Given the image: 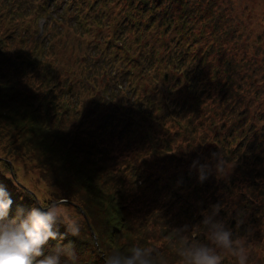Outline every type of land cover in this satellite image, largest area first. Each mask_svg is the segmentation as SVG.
Instances as JSON below:
<instances>
[{
    "label": "rangeland",
    "instance_id": "obj_1",
    "mask_svg": "<svg viewBox=\"0 0 264 264\" xmlns=\"http://www.w3.org/2000/svg\"><path fill=\"white\" fill-rule=\"evenodd\" d=\"M68 1L5 0L8 4L10 3V7L7 11H3L4 0H0V59L3 61L2 67L6 70L11 69L12 61L17 59V65L12 68L16 70L14 79L21 80L19 81L21 98L24 99L0 104V146L9 149L11 153V155H8L4 149H0V169L5 171V167L2 166L4 159L15 157L12 166L16 176L28 186L31 192L37 195L41 202L47 204L55 199V194L50 191L51 187L57 189L60 195L67 198L71 211L81 219V229L84 230L82 231L88 233L86 239H89V242L93 241L105 264V252L108 254L113 249L122 248L123 245L129 242V239L131 243H136V236H140V234H136L139 231V224L143 231L141 233L142 237L146 238L150 244L163 245L168 243L170 245L169 240L173 228H178L182 224L178 219L172 220L171 212H165V205L171 197L165 194V199H163V196L159 193H164V191L160 187H162L163 180L168 174L174 175V172L179 174L185 170L186 179L180 186L184 191L191 190L195 182L197 183L199 180L198 173L195 168H190V165L188 168L182 166L176 168L164 157L163 167L161 165V169L158 168L162 171L160 178H158L159 174L156 175V172L151 174L156 182V188L146 192L143 190V183L138 180L137 182L141 183L143 194L140 196L137 206L133 204L132 210L130 206L126 205L131 209L130 213H127L126 209L120 204V209H123V212L120 211V215L125 216L122 219H126L129 225V239L128 235L116 239L113 237L114 239H112L109 231L102 232L101 238V235L97 234L93 227L96 225L99 228L98 225L102 224L104 206L108 204L110 206L115 205V202L109 199L104 204L102 201L97 203L85 198V195L90 193H85L76 178L68 181L67 185H63L61 182H55L58 186L51 183L54 182V175L57 177L65 176L66 169L79 168L78 163L91 167L99 179L103 180L98 171L94 170L90 156L80 150H76L74 160L63 162V157L62 160L60 159L69 144L60 136L68 139L72 137L73 133L79 132V139L94 143L91 152L92 157H96L100 151H103L107 155L110 166H118L121 159L124 170L128 165H131L132 168L148 166V163L152 164L158 156L171 153L192 156L195 159L196 153H193V150H187L191 132L185 123L195 122L197 118L200 119L212 114L213 111L215 117L219 120V116L226 113L224 107H222L224 101L227 103V109H232L231 111L235 112L233 114L235 116L236 111L244 106H247L250 113L262 108L263 105H259L253 94L258 95V98L264 97V86L261 85L264 80V69L254 73L258 78L251 83L249 82L252 79L250 75L234 77L241 82H249L239 86L238 93L234 87L235 83L231 84L229 88V85L226 86L228 82L224 83L225 93L220 88L218 91L217 88L206 86L203 80L205 78L204 71L205 73L211 71L210 64L214 62L211 61L205 65L204 58L199 52L194 55L190 54L187 58L189 63L184 62L182 65L190 71L195 68V71L190 75V81L183 77V72L180 71L177 75V73L171 71L172 66L164 65L163 62L158 60L153 61L151 65L140 63L134 69L126 59L127 63H122L113 70L102 71L98 65L99 60L95 62L90 58L80 60L75 54L77 46L73 38L76 33H81L84 29L74 26L80 19L81 13H78L76 17H71L68 14L66 16L67 20L64 17L62 18V14H64L62 11L69 9ZM222 1L227 5L228 11L225 15H231L232 25L238 23L239 20H243V16H250L249 25L243 24L240 27L242 28L240 37H243V39L247 33H250L246 37L250 45L243 57L238 58L230 68L232 69L234 65L247 64L249 57L254 59L252 63L257 62L255 66L264 68V0ZM18 2L22 7L29 4L35 18L33 21H29L27 19L28 13L25 12L21 17V21L13 29L16 31L13 33L16 37H4V30L8 24L15 19H20V16L14 13L15 5ZM109 2L116 4L119 8L124 5V0H118V3L115 1ZM37 3L45 5L47 10H34L38 6ZM58 4L60 6H57ZM243 10L244 14L235 15ZM121 15L122 13L119 14L118 20ZM53 19L60 21L59 27L56 23L51 22ZM118 29L116 31L118 34L114 35L118 40H122L123 37L128 40L126 34L132 35L134 33L137 35L133 29L129 31L126 30V27H118ZM258 31H261V33L257 34ZM17 37H20L21 41H18ZM222 47L225 46L222 45ZM122 50L124 49L118 50V53H121ZM21 54L23 56L20 58ZM22 60L26 61L28 65L25 71L21 70L19 65ZM38 62L42 64H38ZM47 62L50 64H46ZM222 65L223 63L217 66L218 72L214 74L216 75L215 79L220 77L221 80L218 79L219 81H224L221 77L223 74ZM92 66L96 69H93ZM197 68H200L198 75H196ZM123 72H126V78L122 75ZM113 73H116L115 78L109 77ZM165 73L167 77H164ZM192 84L195 85V91L187 94V90ZM116 86L118 89H116ZM168 87L172 88L168 90ZM167 90L169 93L171 90L175 92L172 96L170 94L168 98V95H165ZM182 96H186L187 99L190 98L193 101L192 107L195 111H193V108L184 109V112L180 110L183 108V104L177 101V98ZM155 100H158V102L155 103L156 108H153L152 101ZM108 101H113V103H107ZM14 106L20 114L18 118H15ZM98 109L108 112L103 115L96 114L92 117V113ZM84 110L87 114H84ZM27 115L31 117L32 122L29 121ZM41 116L44 118L42 119ZM227 118L229 117L227 116L225 119ZM106 121L107 125L102 127V124H106ZM39 123L41 126H46V130L49 132L45 140L41 137V130L33 128ZM166 131L172 134L173 139L167 136L169 133ZM211 131V129H207L202 134L204 135V138L201 139L203 142V148L201 147L203 155L200 157H209L216 150L214 147L215 137ZM167 142L169 147L164 149L163 144H167ZM197 152L199 153L200 149ZM55 153L59 154V159L54 156ZM219 155L222 158L226 156L227 160H225L228 163V168L240 158L238 155H231L223 146H220ZM143 158L149 159V162L142 164ZM62 163L64 166H62ZM259 171V177L257 176L253 180L255 182L253 191L262 195L261 201L264 202V188L260 187V177L264 178V169L261 168ZM71 172L75 173L74 171ZM89 172L91 173V169ZM233 172L239 173L232 167L227 175L229 176ZM128 178V185L134 186L135 180L130 176ZM108 188L112 189L111 187ZM109 189L107 190L110 191ZM204 194L208 193L205 192ZM252 198V196L244 197L241 202L243 204L238 205L240 202L238 203V197L235 196V201L232 204H226L229 209H239V213L229 211L224 217V219H228L227 222L230 221V227H236V217L242 221L241 225H249L252 221L257 224L264 222V217L261 215L264 212V203L258 204L256 207L251 203ZM149 199L150 202H148ZM164 200L167 202L163 203ZM212 200L213 198L210 199L211 202ZM122 202L124 203V201ZM84 206L91 210V215L84 210ZM248 207H250V210H248ZM115 208L116 206H113V209ZM208 208L209 205L205 210ZM194 212L198 213L199 211L194 210ZM144 218H148L149 223H146ZM202 218H194L193 221L189 217L190 226H200L199 222ZM232 218L236 219L234 223L231 222ZM122 219L120 221L123 229L126 225ZM185 224L188 225L189 222H185ZM241 225L240 229H237L238 232L250 229L248 225L246 227ZM60 227L64 226L60 225ZM253 243L258 248L256 251L255 246L252 247L253 255L256 256L253 264H264V258L262 259L264 252L259 249V245L262 243ZM60 244H64L62 240L60 243L57 240H52L49 243V250ZM78 248L80 250L79 246ZM89 252L90 247L87 244L84 252H81V256L85 257V254L88 255ZM227 262H230V260H227Z\"/></svg>",
    "mask_w": 264,
    "mask_h": 264
},
{
    "label": "trees",
    "instance_id": "obj_2",
    "mask_svg": "<svg viewBox=\"0 0 264 264\" xmlns=\"http://www.w3.org/2000/svg\"><path fill=\"white\" fill-rule=\"evenodd\" d=\"M109 1L118 3V0H69V9L62 11V13H64L62 14V18L64 17V19H66L68 14L71 17H76L78 13H81L80 19L74 26L83 28L84 31L76 33L73 38L77 46L75 54L80 60L87 58L92 59L94 62L99 60L98 65L102 71L109 69L113 70L122 63H127L128 61L131 67L135 69L140 63L151 65L153 61L158 60L159 62H163L164 65L172 66L173 68H171V71L177 73V75L180 71L183 72V77L190 81V75L195 71V68H192L191 64H189L192 68L190 71L187 67H182V65L184 62L189 63L187 58L190 54L194 55L196 52H199L204 58L205 65L211 61L214 62L210 64L211 71H207L206 73L204 71L205 78L203 80L206 86L217 88L218 91L220 88V90H224L223 93H225L226 88L224 87V83L228 82L226 85H229L228 88L231 84L235 83L234 87L238 93L240 90L239 86L248 84L249 82L251 83L255 81V79L257 80L258 77L254 73L264 69L255 66L257 62L252 63L254 62L252 57H249L247 64L234 65L232 69L230 68L238 58L243 57L250 45L246 40V37L250 35V33H247L244 39L240 37V33H242V28L240 27L243 24L249 25L250 16H243V20H239L238 23L232 25V17L230 14L225 15L228 9L227 5L222 0H124V5L121 8ZM9 4L4 0V5L2 6L3 11L8 10V7H10ZM37 5L38 6L34 10H47L45 5H39L38 3ZM57 6H60V4ZM25 12L28 13L27 19L33 21L35 15H33V11L31 12L30 5L27 4L22 7L18 2L15 5L14 13L19 15L20 19H15L8 24L7 28L4 30V37H16V35L13 34L16 31L13 29L21 21V17ZM120 13H122V15L118 20ZM238 14H244V10L235 15ZM54 19L51 22L56 23L57 27H59L60 21H55ZM28 25L30 26V23ZM84 25L86 26L85 28ZM118 27H126L128 31L133 29L137 35L134 33H132V35L126 34L125 36L128 40H125V37H123L122 40H118L116 36H114L118 34L116 33V31L119 30ZM260 33L261 31L257 32V34ZM17 40L21 41V38L17 37ZM222 45L225 47L223 48ZM120 49L124 50L118 53ZM22 56L21 54L20 58ZM126 59H128V61ZM2 63L3 61L0 59V100H2L0 104L7 101L24 100L21 98V86L19 83L21 80L14 79L16 71L14 68L18 63L17 59L12 61V67L14 68L11 67V69L8 70L2 67ZM25 63L26 61L24 62L23 60L19 63L21 70L25 71L28 66L27 63ZM221 63H223V74L221 77L224 81H219L221 80L220 77L215 79L216 75H214L218 72L217 66ZM38 64L42 63L38 62ZM46 64L50 63L47 62ZM92 68L96 69L93 66ZM197 69L196 75H198L200 71V68ZM122 75L126 78V72H123ZM247 75L252 77L251 81L247 83L234 78L246 77ZM115 76L116 73H113L109 77L115 78ZM261 85L264 86V80ZM171 88L172 87H168V90ZM116 89H118L117 86ZM168 90L165 92V95H168L169 98V95L171 94L172 96L175 91L172 92L173 90H171L169 93ZM194 91L195 85L192 84L188 88L187 94ZM210 94L214 97L212 93ZM253 97L255 99L257 98L259 105H263L262 108L253 113H250L247 106H244L236 111L235 116L233 115L235 112L231 111L232 109L228 110L227 103L224 101L222 107H224L226 113H222L219 116V120L215 117L214 111L212 114H208L200 119L197 118L196 112L197 120L190 124L185 123L186 127L190 129L191 132L187 150H193V153H196L195 159L192 156L171 153L158 156L159 158L157 157L152 164L148 163L149 159L143 158L141 163H148V166L144 165L142 168L140 166L138 168H132L131 165H128L124 170L121 159L119 160L118 166H110L107 161V155L103 151H100L96 157H92L91 152L94 143L79 139V132L73 133L72 137L68 139L64 136H60L69 143L64 155L60 156V159L63 157V160L61 159L63 162L71 159L74 160L76 157V150H80L90 156L94 165V170L98 171L100 176L103 177V180L101 181L99 179L91 167H87L83 163H78L79 168H74L73 170L66 169L65 176L57 177L54 175V182L51 183L56 184L55 182H61L63 185H67L68 181L76 178L79 180V184L84 189L85 193H90L85 195V198L96 201L97 203L102 201L104 204L109 199H112L115 205L110 206L108 204L104 206L102 224L98 225L99 228H97L96 225L93 228L97 234L101 235V238L102 232L109 231L111 238L116 239L125 237L130 232L127 220L122 219V217L125 216L120 215V211L123 212V209H120V204L126 209L127 213H130L133 204L137 206L139 198L143 194L140 186L141 183L137 182L138 180H141L143 183V190L146 192L156 188V182L151 177V174L156 172V175L159 174L158 178H160L162 171L158 170V168H160L161 165L163 167L165 163L162 162L164 157L166 158L165 160L172 163L176 168H180L181 166L188 168L193 160H198L200 163L211 162L214 154H219L220 146H223L231 155H238L240 157L233 165L234 169L239 173L233 172L229 176L217 178L213 171L207 175V178L203 182L200 180H198L197 183L195 182L193 188L188 191H184L180 186L186 179L185 170L179 174L176 172H174V175L168 174L163 180L162 187H160L164 193H159L163 196V199H165V194L171 197L168 202L166 200L163 201V203L167 202L165 205V212L172 213L173 221L178 219L182 225H184L185 222H189L188 225L190 226L189 217L193 221L194 218L202 217V211H204L208 205L210 206L217 203L224 205L220 212L223 218L229 211L237 213L239 211L238 208L229 209L226 206V204L230 205L235 201V196L238 197V203L240 202L238 205L243 204L241 202L244 200V197L252 196L251 203L257 207L258 204L264 203L261 201L262 195L253 191L255 188V182H253V180L255 177H259V170L261 168L264 169V97L258 98V95H255V93ZM177 101L183 104V108L180 109L183 110V112L184 109L193 108V101L190 98L187 99L186 96L178 97ZM152 102V107L156 108L155 103H157L158 100ZM107 103L112 104L113 101H108ZM13 111L15 118L20 117L15 106L13 107ZM193 111H195L194 108ZM105 112L108 111L98 109L92 113V117L96 114L103 115ZM84 114H87L86 110H84ZM227 116L229 118L225 119ZM43 118L44 117H42V119ZM28 119L32 122L31 117L28 116ZM106 125L107 121L106 124H102V127ZM45 127L46 126H41L40 123L33 127L35 130H41V137L43 140L46 139L49 133ZM207 129L212 130L211 133H213L215 137L214 147L216 150L214 154L209 157H200L203 155L201 149V147L203 148V142L201 139L204 138V135L202 134H204ZM166 132L169 133V131ZM167 136L173 139L171 133L167 134ZM163 145L164 149L169 147L168 142ZM0 149H4L8 155H11L9 149L1 146ZM199 149L200 152L198 153L197 151H199ZM54 156L59 159V154L55 153ZM222 159L226 166H228V163H226V156ZM14 160L15 157L4 159V164L2 166L5 167V171L0 169V184H3L7 188L14 201L12 211L9 213L10 216L15 214L17 206H21L24 210H28L33 206H39L38 204H44L39 200L37 195L31 192L28 186L16 176L12 166ZM62 166H64L63 163ZM90 169L91 173L89 172ZM106 172L108 173L105 174ZM128 176L135 180L134 186L128 185ZM108 187L112 189L110 190ZM260 187L264 188L263 177H260ZM205 192L208 194H204ZM211 198H213L212 202L210 201ZM122 201H124V203ZM150 201L149 199L148 202ZM126 205L130 206L131 209L126 207ZM113 206H116V208L113 209ZM249 208L250 207H248V210H250ZM84 210L91 215L92 212L87 206H84ZM194 210H198L199 212L195 213ZM261 215L264 217V212L261 213ZM120 219H122L126 225L123 229ZM236 219H238V217H236ZM144 220H146V223H149L148 218H144ZM225 220L227 221L228 219L225 218ZM229 222H227L228 225L230 224ZM247 225L248 224H244L241 226L246 227ZM138 226L139 231L136 234H140V236H136L137 244L141 246L157 247L160 249V253L167 264H180L179 258L175 255L172 245H168V243L163 245L150 244L148 240L141 235L143 232L141 225L139 224ZM248 226L252 230V235L250 237L252 247L255 246L253 242H260L262 244L259 245V249H262V252H264V222L257 224L252 221ZM232 228L235 229V226ZM82 230L83 229H81L79 237L65 234L62 243L71 242L74 245L77 253V264H104L102 255L97 252L93 241L89 242V239H86L88 233ZM57 231L65 233V228H61L60 225H57ZM199 231L200 226H191V234L195 235ZM154 233L156 234V232ZM172 235L173 233H171L170 238ZM129 236L130 235L127 236L128 239ZM51 241L52 240H49V243ZM57 241H59V243L61 242V240ZM136 243H131L129 239V242L123 245L122 248L135 245ZM87 244L90 247V252L83 257L81 256V252H84ZM254 248L256 251L258 250L256 246ZM104 256H107L106 252ZM263 258L264 255L262 259ZM255 259L256 256L252 255L251 264H253ZM227 260H230V262H227ZM224 264H235V261L231 257H228Z\"/></svg>",
    "mask_w": 264,
    "mask_h": 264
},
{
    "label": "clouds",
    "instance_id": "obj_3",
    "mask_svg": "<svg viewBox=\"0 0 264 264\" xmlns=\"http://www.w3.org/2000/svg\"><path fill=\"white\" fill-rule=\"evenodd\" d=\"M228 168L219 154L211 162L193 160L198 179L203 182L215 172L217 178L226 177ZM55 199L47 204H38L28 210L17 206L14 215L13 199L7 188L0 184V264H77L74 245L69 243L54 246L49 250V240H62L65 234L79 237L82 222L71 211L69 200L50 188ZM222 204H212L202 211L200 231L191 234V226L185 224L173 228L169 244L174 247L180 264H224L231 257L235 264H251L253 249L250 242L251 229L238 232L242 223L237 219L235 229L221 217ZM63 225L65 233L57 231ZM105 264H167L157 247L130 245L109 252Z\"/></svg>",
    "mask_w": 264,
    "mask_h": 264
}]
</instances>
